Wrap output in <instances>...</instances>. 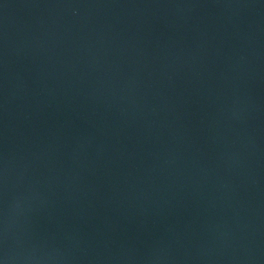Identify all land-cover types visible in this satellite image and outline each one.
I'll return each mask as SVG.
<instances>
[{
  "label": "water",
  "instance_id": "1",
  "mask_svg": "<svg viewBox=\"0 0 264 264\" xmlns=\"http://www.w3.org/2000/svg\"><path fill=\"white\" fill-rule=\"evenodd\" d=\"M0 264H264V0H0Z\"/></svg>",
  "mask_w": 264,
  "mask_h": 264
}]
</instances>
